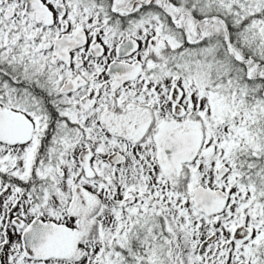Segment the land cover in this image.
Returning a JSON list of instances; mask_svg holds the SVG:
<instances>
[{"label":"snow or ice","instance_id":"6c2138e0","mask_svg":"<svg viewBox=\"0 0 264 264\" xmlns=\"http://www.w3.org/2000/svg\"><path fill=\"white\" fill-rule=\"evenodd\" d=\"M0 264H264V0H0Z\"/></svg>","mask_w":264,"mask_h":264}]
</instances>
